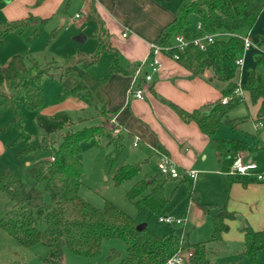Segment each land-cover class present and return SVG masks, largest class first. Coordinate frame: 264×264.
Wrapping results in <instances>:
<instances>
[{
    "label": "trees",
    "instance_id": "obj_1",
    "mask_svg": "<svg viewBox=\"0 0 264 264\" xmlns=\"http://www.w3.org/2000/svg\"><path fill=\"white\" fill-rule=\"evenodd\" d=\"M4 0H0V3ZM91 2V1H90ZM90 13L88 19H96L99 30L93 36L98 39V49L90 60L84 58H70L65 66L56 65L54 62L44 66L34 63L27 67L23 57L12 56L5 66H0V115L12 105L13 97H8L1 90L3 83L16 81L24 76L25 82H18L15 86L16 94L23 97L24 106L30 111H39L44 104V95L41 82L45 75L58 83H62L72 71V64L82 62L86 67L98 61L101 53L110 55V66L102 81L113 73L132 75L130 68H123L118 63V52L110 44L108 30L104 22L96 15L93 1L89 3ZM264 12V0H179L173 10V20L167 24L154 41V45L163 49L162 53L173 59L193 76L200 77L207 70L212 73V78L226 83L221 90L220 99L210 104L208 113L199 110L186 111L178 105L161 100L169 106L185 123H195L200 132L213 141L216 148L217 161L220 171L227 174L235 158L253 148H258L260 141L257 134L252 136L251 142L234 139H217L215 134L221 125L235 130L237 123L228 117V114L242 102L234 82L236 68L231 67L235 59L243 50V40L252 29L258 16ZM49 19V18H48ZM48 19H37L29 14L26 18L10 22H0V47L7 34L13 31L22 32L31 24H45ZM193 19L196 23L193 25ZM209 34H220L213 43L204 49H199L193 44H188L183 49L174 47L176 36H182L189 41ZM167 49V50H165ZM177 56V59L174 56ZM256 62L264 70L261 57ZM48 68L53 73H48ZM140 85V82H139ZM82 84L71 89H64L59 95L60 100L76 95L81 90ZM243 92H247L250 102H260L255 123L264 126V72L252 70L241 84ZM227 98L225 104L221 103ZM17 114V108H14ZM35 121L39 129L45 134L57 133L61 141L57 145L43 142L41 147L28 145L19 157L29 154L38 148L51 146L50 158L35 162L29 169L28 175L37 184L42 183L40 190L36 185L28 187L21 181H13L10 185L5 183L8 176L6 172L0 180V192L5 193L11 202V207L0 217V231L6 233L19 245L30 248L41 244L48 249L46 256L41 258V264H61L64 250L72 255L82 258H93L100 254L102 243L110 239H118L125 245L126 254L121 257L119 251L109 250L105 263L111 264H165L178 253L190 252L189 264H209L206 245L210 242L221 241L222 234L228 230V221L235 219L234 212L227 210L225 205L203 204L199 200L198 192L190 189L189 200L196 204L201 211L209 215L213 222V232L210 238L199 243H190L186 236L182 239L173 233L157 235L147 227L138 229V223L131 216L106 201L104 206L97 208L79 196V189L83 181V165L79 159L81 143L94 140L99 146L103 137L106 146L113 148L112 153L118 157L121 149L123 135L119 132L111 137L105 134L100 125L85 127L73 131L71 119L65 113L43 115L38 113ZM19 130L17 139L29 141L22 131L20 119L14 120ZM64 131V132H63ZM256 141L255 146L253 143ZM14 142L12 144H14ZM263 149V146H260ZM140 167L123 165L117 169L113 176L115 184L120 185L130 179L136 178ZM229 181L240 182L243 186L253 182L246 176L227 175ZM162 178V179H161ZM170 177L160 173L148 180H139L126 193V198L137 210L146 208L155 215H160L169 203V197L164 194V184ZM177 180V179H176ZM179 180V179H178ZM183 182V180H179ZM45 194L49 201H45ZM43 224L44 228L39 227ZM244 250L234 264H241L245 257L248 264H263L258 259V253L264 248V233L256 231L246 224L242 227Z\"/></svg>",
    "mask_w": 264,
    "mask_h": 264
},
{
    "label": "rangeland",
    "instance_id": "obj_2",
    "mask_svg": "<svg viewBox=\"0 0 264 264\" xmlns=\"http://www.w3.org/2000/svg\"><path fill=\"white\" fill-rule=\"evenodd\" d=\"M160 5L171 10L179 0H154ZM5 3V0L3 1ZM41 0H37L40 3ZM3 3V6H5ZM36 4H26L28 10H31V15L39 19H48L45 24H31L29 27L22 31H13L7 34L0 47V66H5L12 56L18 55L23 57L26 66L29 68L32 64L37 63L42 66L54 62L56 65L65 66L67 60L70 58L78 59L84 58L90 60L98 49V39L93 36L99 30V24L96 19L87 20L84 16L81 6L83 0H64L59 6H54L51 3L48 6H36ZM68 3V4H67ZM1 8V7H0ZM7 15L0 9V22H10L14 20L23 19L18 16L14 18L16 12L12 5L11 9H7ZM81 15L80 19H75V15ZM8 17L14 19H8ZM61 18H65L67 23L60 27ZM193 19V25L195 24ZM107 29V25L104 23ZM83 35L87 38L84 42H77L73 38ZM252 39L254 38L258 44V48L262 52H257L256 49L248 51L243 54L244 61H246L245 68L241 69L242 77L246 73L255 70L258 73H263L264 70L256 62V58L261 57L264 62V12H262L252 28ZM249 36V38H251ZM110 66V55L107 52L100 54L97 63L93 65L87 73L84 72V65L81 63H73L71 73L63 79L62 83H58L50 79L49 75H45L42 82V90L44 95V104L39 111H30L23 104V97L16 94L15 86L18 82H25L24 76H21L16 81H7L1 86V90L7 94L8 97L12 96V105L0 115V180L4 177L5 173L8 176L5 178V183L10 185L13 181H21L28 187H34L36 183L28 175V169L33 165L34 161L48 159L51 156L52 149L49 145L47 148H38L19 157L28 145L41 147L43 142L53 143L57 145L60 143L61 138L57 133L45 134L36 124L35 117L38 113L43 115H51L55 113H65L71 119L72 125L70 129L77 131L85 127L100 125L104 128L105 134H110L111 137L117 135L114 131L111 119L99 113V118L96 115V108L94 102L83 108L75 106L73 97L71 99L60 100L59 95L64 89H71L79 84L81 79L89 83L84 78L85 74L90 77H103ZM48 73H53L52 68H48ZM85 79V80H84ZM86 84V85H87ZM243 99V93L239 94ZM77 97V96H76ZM2 99H0V103ZM17 108V114L14 108ZM246 107L244 104L237 106L229 115L233 119L247 117ZM16 116L20 119L22 131L28 136L29 141L20 139L14 142L19 130L14 124ZM235 117V118H234ZM243 119V118H241ZM238 120V119H237ZM237 125L235 131H231L225 125L219 127L217 137L219 138H237L241 139V133H252V126L249 122H241ZM64 132V131H63ZM241 137V138H240ZM14 142V144H12ZM122 146L118 157L114 158L112 153L113 148L106 146V138L103 137L99 146L94 144V140H86L81 143V153L79 159L83 165V181L79 189V196L90 203L91 205L101 208L106 201L114 204L117 208L131 216L138 223V227L145 224L146 227L157 235L173 233L176 236L182 234L186 236L190 243H199L206 241L210 238L213 232V222L209 215L204 214L201 209L189 200L190 189H195L198 192L199 200L201 203H209L212 205H224L228 200V192L225 186L229 184L225 179H221L216 175H208L204 177L203 181H193L188 175L182 180V166L173 161L180 174V178L167 179L164 184V194L169 197V203L164 207L160 215H170L182 217L187 211L186 224L181 226H168L158 222L157 217L146 208L137 210L135 206L126 198V193L133 187L139 180H148L150 177L156 175L158 172V163L160 157L147 148L145 145L140 144L139 147H133L132 141L125 135L121 142ZM181 148L177 149L180 161L185 159L189 160V150L185 153H180ZM207 159L202 163V156L196 155L197 163L199 166L216 167V160L214 156V149L212 145H208L205 150ZM204 155V154H203ZM259 171L264 170V150H258L253 156ZM203 164V165H202ZM123 165L130 167L139 166V174L136 178L130 179L120 185L113 181V176L117 169ZM197 167V168H196ZM186 168L185 171H198V166ZM162 179V178H161ZM179 179V180H178ZM254 183V182H253ZM258 185H263L261 182H255ZM250 184V183H249ZM248 185V184H247ZM239 185L240 190L243 192L248 190V187ZM40 190H43L42 183L36 185ZM227 192V194L225 193ZM249 192V191H246ZM248 196V195H247ZM252 198V194H249ZM231 198L233 202L227 208L235 213V219L229 225V231L226 237H223L221 242L207 243V258L209 264H234L239 255L244 250L243 241L236 238L238 227L244 226L246 223L255 227L256 230H261L264 233V214L263 209L257 208L254 203H250L248 199L241 200L235 197L232 193ZM231 199V200H232ZM45 201H49V197L45 194ZM9 197L0 192V217L4 215L11 207ZM255 207V208H254ZM41 230L44 225L39 227ZM139 229V228H138ZM115 249L119 251L121 257L126 254V248L123 242L118 239L106 240L102 243L101 252L98 256L90 259H80L75 257L69 252V256L76 258V260H89L94 264H106L105 258L109 250ZM48 249L38 244L36 246L25 248L19 245L14 239L6 233L0 231V264H41V258L46 256ZM41 257V258H39ZM260 260L264 263V249L260 253ZM111 264H117L113 262ZM241 264H248L245 257L241 259Z\"/></svg>",
    "mask_w": 264,
    "mask_h": 264
},
{
    "label": "crops",
    "instance_id": "obj_3",
    "mask_svg": "<svg viewBox=\"0 0 264 264\" xmlns=\"http://www.w3.org/2000/svg\"><path fill=\"white\" fill-rule=\"evenodd\" d=\"M63 1L64 0H41L40 3H37V0H5V3H0V9L7 15V9L9 8L10 10L13 5L15 8L14 12H16L17 15L14 18H18L19 16L24 19L31 14V10L25 7L26 4L37 3L36 6L39 7L41 5L48 6L54 2V6L57 7ZM91 2L90 0H83L81 6L87 20H89L87 14L90 13L91 8L89 3ZM3 3L5 6H3ZM93 6L96 15L107 25L110 44L118 52L119 65L123 68L128 67L131 71L135 68L134 66L147 58L151 44L154 43L161 30L173 20V10L176 7L169 10L154 0H94ZM14 18L8 17L10 20ZM66 23V19L61 18L60 27H63ZM123 34L126 35L123 37ZM248 34L250 37L252 36V29ZM84 40L86 41L87 38L85 37ZM250 40L253 46L246 50L245 53H248V51L253 48L256 49L257 52H262V50L258 48L255 39L251 37ZM158 59L161 67L158 72L152 74V81L148 83L140 81V86L143 87L145 91V98L143 100H137L129 96L128 92L134 81L133 74L123 75L121 73H113L105 81H102L104 76L96 78L85 74L84 78H87L86 80H89V83L87 84L86 81L81 79L79 82V84H82L81 90L76 95L69 96L66 100L73 97L72 99L75 106L77 105L80 109L89 105L90 102H94L95 106H97L95 112L97 117L99 118L100 113L111 120L114 119L120 125L123 137L127 135V137L131 139L132 146L134 140L137 138L138 144L136 147L143 144L147 148L152 149L159 157L160 154H165L171 161L177 162L178 160L183 171H185L186 168L189 169L191 166L196 167L197 165L201 172H196V178L193 181L199 180L201 182L204 180V177L206 178L208 175H216L221 179H225L229 184V187L227 186L226 188L225 186L224 188L225 190L227 189L228 192V200L226 204H224L226 208L234 201V199L231 198L232 193H234L235 197L238 199L244 201L248 199L250 203H258V205L255 206L256 209H263L262 212L264 214V183H262V186L258 185L255 183L256 181L251 178L254 183L252 182L247 185L248 190L246 191L249 192L240 190V182L229 181L227 174L220 171L214 142L204 136L195 123L183 122L169 106L161 101L166 100L172 102L189 112L199 110L203 107H210V104L220 99V92L226 86V83L212 78L210 70L205 71L200 77L193 76L177 62L165 56L163 53L158 56ZM245 64L246 61H244L243 56V68H245ZM93 65H95V63L88 67L84 65V72L87 73ZM230 66L235 67L234 64H230ZM249 73L248 71V73L242 77L243 74H241V70L236 71V76L233 81L236 82V84H242ZM260 102L259 100L255 104H252L248 93L243 92V99L239 104L245 105L247 117L237 119L244 123L245 121L249 122L253 132H242L241 136L242 134L243 136L242 138L240 137L241 139H232L248 143L251 142L252 136L255 134H257L260 139V141L257 142L259 145L256 150L251 148L247 152L240 154L246 162L251 159L252 162L256 163L253 156L258 150H262L260 146H263L264 150V131L261 129L255 131L254 129V120L259 110ZM229 118L235 120L237 125L239 124L237 119H233V117ZM218 130L215 134V138L223 139L217 137ZM235 130H238L237 126ZM255 143L256 141L253 143V147ZM208 145H212L214 149L216 167L207 168L199 166L197 163L196 155L199 154L202 156V163L204 164L206 161L207 155L205 154V150L208 148ZM183 147L184 149L181 151ZM178 148H181L180 153H185L187 152L186 150L190 149L187 152L189 153V160L185 159L180 161L181 159L177 153ZM35 162L37 161H34L32 164ZM262 172H264V170ZM184 177L182 179L183 181ZM227 192L225 191L226 194ZM249 194H252L254 197L251 198ZM227 210L229 209L227 208ZM230 223L231 221L227 222L228 230L222 234L221 241L223 237L228 235L226 233L229 231ZM242 227H238V232L236 234V238L240 241H243V233L241 232ZM255 227L253 228L251 226V228L256 230ZM262 251L263 250L257 255L260 262H262L259 258ZM68 253L67 250H64L61 264H94V262H90L89 260H81L82 262H80V260H76V258L69 256L70 254ZM80 259L83 258L80 257Z\"/></svg>",
    "mask_w": 264,
    "mask_h": 264
},
{
    "label": "built area",
    "instance_id": "obj_4",
    "mask_svg": "<svg viewBox=\"0 0 264 264\" xmlns=\"http://www.w3.org/2000/svg\"><path fill=\"white\" fill-rule=\"evenodd\" d=\"M94 1V0H90ZM81 15L77 14L75 15V19H80ZM126 34H123V37ZM220 34H209L205 35L200 38H194L192 40H185L182 36H176L174 39V47L183 49L188 44H193L199 49H204L208 44L213 43L216 37H218ZM241 39L243 40V50L240 56H238L234 61V66L236 68V71H240L243 65V54L246 50H248L250 47L253 46V43L251 42L249 38V34L247 33L245 36H241ZM163 49L160 47L151 44L149 49V54L145 60L140 62L136 68L134 69L133 73V85L129 89V96L131 98L137 99V100H143L145 98V91L143 87L139 85L140 81H143L145 83L152 81V74L159 71L161 64L158 59V56L163 52ZM167 50V49H165ZM175 59H177V56H174ZM237 90L236 92L239 94L243 93V90L241 89V83H237ZM227 102V98H223L221 100L222 104H225ZM111 122L113 123L114 131L118 134L121 132L120 125L112 119ZM255 131L262 130L264 131V126L259 123L254 124ZM138 144L137 138L133 142V146L136 147ZM158 172L165 177H170L173 179L180 178V174L178 172L177 167L174 165V163L165 155L160 154V161L158 163ZM182 177L188 175L192 180L196 178V171H183ZM227 175L231 176H246L253 178L255 181L264 183V172H261L257 169V166L254 162H246L243 160V158L238 155L233 163L231 164ZM186 218H187V211H185L184 216L182 217H176V216H170V215H158L157 220L159 223L168 225V226H181L184 227L186 224ZM180 239H182L183 234L179 236ZM191 257L190 252H184V253H178L172 258H170L165 264H189L188 260Z\"/></svg>",
    "mask_w": 264,
    "mask_h": 264
},
{
    "label": "water",
    "instance_id": "obj_5",
    "mask_svg": "<svg viewBox=\"0 0 264 264\" xmlns=\"http://www.w3.org/2000/svg\"><path fill=\"white\" fill-rule=\"evenodd\" d=\"M6 1H7V0H6ZM73 39H74L75 41H77V42H83L84 39H85V37H84L83 35H78V36L74 37ZM210 110H211V107H203V108L199 109V112H200V113H208ZM184 147H185V146H184ZM184 147L182 148L181 151H183ZM250 161H251V159L248 160V162H250ZM144 227H145V224H142V225H140L138 228H139V229H142V228H144Z\"/></svg>",
    "mask_w": 264,
    "mask_h": 264
}]
</instances>
